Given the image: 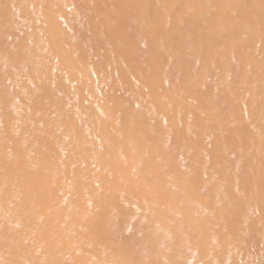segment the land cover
Masks as SVG:
<instances>
[{
    "label": "rangeland",
    "instance_id": "rangeland-1",
    "mask_svg": "<svg viewBox=\"0 0 264 264\" xmlns=\"http://www.w3.org/2000/svg\"><path fill=\"white\" fill-rule=\"evenodd\" d=\"M249 180L264 0H0V264H264Z\"/></svg>",
    "mask_w": 264,
    "mask_h": 264
},
{
    "label": "bare ground",
    "instance_id": "bare-ground-1",
    "mask_svg": "<svg viewBox=\"0 0 264 264\" xmlns=\"http://www.w3.org/2000/svg\"><path fill=\"white\" fill-rule=\"evenodd\" d=\"M190 35H192V34H190ZM202 50V49H201ZM106 59V58H105ZM147 92V91H146ZM21 112V111H20ZM46 122V121H45ZM61 171V170H60ZM249 181H252V180H249ZM259 184V183H262V184H264V181H262V182H257V181H255V180H253L252 182H248V184L250 185V184ZM256 187V186H255ZM257 189H259V188H257ZM238 190V189H237ZM263 190V189H262ZM258 192V191H257ZM253 197L256 199H258V200H261L260 202V204L259 205H253V207H252V209L250 210V214H248V216L246 217L247 219L246 220H248V222H246L245 224H243L244 223V221H245V219H242L241 221H238V223H241L242 225H240V227H236L235 225H231V228L232 229H230V232L229 233H226V234H230V233H233V234H236L237 233V236L234 238V239H232V238H229V237H231V236H229V237H220L219 239L220 240H216L215 241V244H216V247H219L220 249L222 248H224V247H226V246H230V247H233V246H235L237 243H242V242H248V243H250L251 242V240L250 239H252V237H250L249 235H247V237H245V234L248 232L247 230L252 226V222H254V219L256 218V217H260V215H264V193H262V192H258V193H256V194H254L253 195ZM252 197V198H253ZM257 201V200H256ZM246 205V204H245ZM246 208V207H245ZM102 211V210H101ZM208 212L210 213L211 212V210L209 209L208 210ZM244 216H245V214H244ZM120 217V216H119ZM134 218V217H133ZM120 220V219H119ZM122 220V219H121ZM120 220V221H121ZM134 220V219H133ZM127 222H129L128 220H127ZM119 224V223H118ZM245 237V238H244ZM214 238L215 239H217L216 238V236H214ZM238 241H240V242H238ZM216 247H212V250L214 251V252H216L217 254H218V256H216V254L214 253L213 255V258H220V255H219V251L217 250V248ZM256 255H259L260 253H259V251L257 250V252L255 253ZM264 254V253H263ZM263 254H261V255H263ZM262 257V256H261ZM263 258V257H262ZM261 258V259H262ZM260 259V260H261ZM263 261H264V258H263ZM174 264V263H173ZM176 264H177V262H176Z\"/></svg>",
    "mask_w": 264,
    "mask_h": 264
}]
</instances>
